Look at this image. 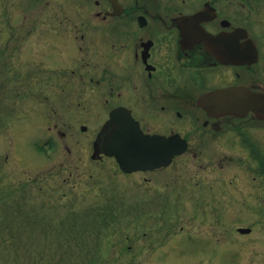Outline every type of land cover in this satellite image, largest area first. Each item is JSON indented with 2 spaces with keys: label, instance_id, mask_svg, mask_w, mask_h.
I'll return each mask as SVG.
<instances>
[{
  "label": "rangeland",
  "instance_id": "1",
  "mask_svg": "<svg viewBox=\"0 0 264 264\" xmlns=\"http://www.w3.org/2000/svg\"><path fill=\"white\" fill-rule=\"evenodd\" d=\"M77 8L76 13H87L86 7ZM15 13L14 9L11 12L0 7L3 17L10 14L12 19ZM21 28L17 19L9 21L0 17V49L7 46V40L19 43L14 51L17 74L23 66L22 46L33 35L24 38L18 33ZM37 49L34 46L32 57L36 58L29 63L34 67L38 58L44 61ZM5 61V57H0V63ZM29 89L31 92L35 87ZM87 96L83 97V105ZM6 108H2L0 115L5 114ZM34 108L18 103L9 116H2L3 122L0 119V161L8 163L0 171L4 180L0 191L9 194L28 187L29 201L39 211L35 214L40 228H36L35 236L31 235L28 246L18 244V240L6 234L15 233L21 238L24 230L8 229L4 236L0 232V264H39L34 260L39 255H43L41 264H57L56 251H73L83 264L82 252L75 247L82 239L85 254L89 256L88 247L93 253V264H264V172L261 160L251 149L231 146L228 135H219L165 168L126 175L112 159H92L93 141L104 120L100 114L91 116L92 125L81 131L79 122L84 117L80 112L49 117L35 112ZM95 108L99 109L98 104ZM50 126L54 128L51 130ZM249 140L257 144L256 152L264 160V129L249 130ZM38 141L55 144L51 155L46 157L44 152L34 150L33 144ZM164 198L168 208H163V212L160 206ZM72 204L76 207L70 210L68 206ZM140 205L143 209L138 208ZM105 206L116 207L112 211L120 218L102 223ZM203 206L215 207L220 212L219 220L211 223V214H199ZM48 210H54L51 214L56 220L67 217L64 224L54 221ZM96 216L104 226L99 228ZM150 223L161 228L152 231ZM239 226L251 227L252 231L241 234ZM172 231L179 234L171 235ZM184 233L193 234L192 243L188 237L189 244L180 241ZM7 238L11 242L7 243ZM208 238L217 244L216 258L199 253L203 252L199 248L206 246ZM63 239L66 244H60Z\"/></svg>",
  "mask_w": 264,
  "mask_h": 264
},
{
  "label": "flooded vegetation",
  "instance_id": "2",
  "mask_svg": "<svg viewBox=\"0 0 264 264\" xmlns=\"http://www.w3.org/2000/svg\"><path fill=\"white\" fill-rule=\"evenodd\" d=\"M76 1L0 0L16 11L8 20L26 23L21 36L33 34L20 73L19 43L12 39L0 54V92L14 80L22 85L15 106L35 105L49 117L80 112L88 121L121 107L147 133L182 135L188 150L229 134L249 145V123L260 116L221 110L238 99L249 104V89L264 94V0H85L83 15ZM34 46L44 61L31 95Z\"/></svg>",
  "mask_w": 264,
  "mask_h": 264
},
{
  "label": "water",
  "instance_id": "3",
  "mask_svg": "<svg viewBox=\"0 0 264 264\" xmlns=\"http://www.w3.org/2000/svg\"><path fill=\"white\" fill-rule=\"evenodd\" d=\"M262 97L249 91V109L263 110V107L259 106ZM110 123L121 128L111 135L112 147L108 152L117 157L121 167L126 171L168 164L174 155L186 148L182 143L177 145L174 137L144 134L131 117L122 119L114 117Z\"/></svg>",
  "mask_w": 264,
  "mask_h": 264
},
{
  "label": "trees",
  "instance_id": "4",
  "mask_svg": "<svg viewBox=\"0 0 264 264\" xmlns=\"http://www.w3.org/2000/svg\"><path fill=\"white\" fill-rule=\"evenodd\" d=\"M83 228H87L85 225L82 226ZM85 244V243H84ZM84 244L82 242L79 243V248L80 250L83 249ZM84 254V253H83ZM71 255V252L68 253V257ZM83 257V256H82ZM84 258V257H83ZM81 262H77L76 264H80ZM83 264H93V260H88V262L86 261V259L84 258V260L82 261Z\"/></svg>",
  "mask_w": 264,
  "mask_h": 264
}]
</instances>
